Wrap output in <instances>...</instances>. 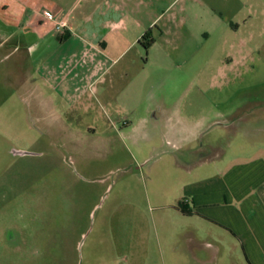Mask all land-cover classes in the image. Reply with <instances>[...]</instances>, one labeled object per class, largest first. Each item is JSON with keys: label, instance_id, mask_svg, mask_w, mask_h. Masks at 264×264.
<instances>
[{"label": "crops", "instance_id": "0c3cea01", "mask_svg": "<svg viewBox=\"0 0 264 264\" xmlns=\"http://www.w3.org/2000/svg\"><path fill=\"white\" fill-rule=\"evenodd\" d=\"M223 3L0 0L2 23L13 26L11 33L0 32V51L8 52L3 59L16 56L14 85L28 89L57 131L106 136L126 122L125 131L132 136L159 137L174 175L188 176L179 193L194 202L176 212L227 233L246 264H264V107L260 112V101L253 98L212 115L197 112L203 103L194 94L190 97L192 88L202 94L211 86L202 75L209 62L196 61L213 52L200 46L218 35L238 40V61L219 70L226 80L223 88L235 87L228 74L246 58V42L259 35L256 0ZM60 20L67 23L63 33L54 29ZM147 32L154 43L145 52L138 41ZM247 50L248 57L257 51ZM197 67L199 76L190 75ZM182 69L186 87L179 97L181 79L172 78ZM166 82H171L167 92ZM86 115L92 116L89 124L74 122V117ZM226 136L257 141L251 147H233ZM205 138V144L195 147Z\"/></svg>", "mask_w": 264, "mask_h": 264}, {"label": "rangeland", "instance_id": "374dc122", "mask_svg": "<svg viewBox=\"0 0 264 264\" xmlns=\"http://www.w3.org/2000/svg\"><path fill=\"white\" fill-rule=\"evenodd\" d=\"M256 3L259 35L246 42V58L228 74L235 87L223 88L219 70L238 61V40L218 35L200 46L214 55L197 57L198 65L209 62L202 75L211 85L202 94L191 89L190 97L203 103L197 112H229L253 98L263 111L264 0ZM2 22L0 17V32L11 33L13 26ZM247 48L257 51L248 57ZM6 52L0 51V264H246L227 233L176 212L194 202L179 193L188 176L174 175L159 137L132 136L126 122L106 136L57 131L28 89L14 85L16 56L3 59ZM184 74L182 69L171 76L181 79L179 97ZM170 85L166 82V92ZM79 117L75 123L92 120ZM227 141L251 147L257 140Z\"/></svg>", "mask_w": 264, "mask_h": 264}, {"label": "trees", "instance_id": "16d2710c", "mask_svg": "<svg viewBox=\"0 0 264 264\" xmlns=\"http://www.w3.org/2000/svg\"><path fill=\"white\" fill-rule=\"evenodd\" d=\"M154 43V38L151 34V32H147L145 33L141 39L138 41V45L146 52L151 45ZM186 215H188V213L184 212Z\"/></svg>", "mask_w": 264, "mask_h": 264}, {"label": "built area", "instance_id": "2783aa9c", "mask_svg": "<svg viewBox=\"0 0 264 264\" xmlns=\"http://www.w3.org/2000/svg\"><path fill=\"white\" fill-rule=\"evenodd\" d=\"M39 13H41L45 18H48L47 12H45L43 9H40ZM66 26H67V23L64 20H60L55 23L54 29L58 33H63Z\"/></svg>", "mask_w": 264, "mask_h": 264}, {"label": "water", "instance_id": "95a60500", "mask_svg": "<svg viewBox=\"0 0 264 264\" xmlns=\"http://www.w3.org/2000/svg\"><path fill=\"white\" fill-rule=\"evenodd\" d=\"M16 154L23 155V153H22V152H17Z\"/></svg>", "mask_w": 264, "mask_h": 264}]
</instances>
